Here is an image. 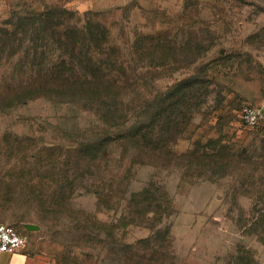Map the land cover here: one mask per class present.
<instances>
[{
  "label": "rangeland",
  "instance_id": "1",
  "mask_svg": "<svg viewBox=\"0 0 264 264\" xmlns=\"http://www.w3.org/2000/svg\"><path fill=\"white\" fill-rule=\"evenodd\" d=\"M47 7L106 27L98 58L130 80L131 122L152 97L162 111L187 77L208 95L175 127L171 158L135 151L122 131L108 136L107 95L0 108V222L58 264H264V124L241 116L264 108V0H0V24ZM25 68L3 60L0 87ZM208 152L215 162L196 157ZM153 185L166 215L128 216L131 194ZM140 240L146 257L128 262Z\"/></svg>",
  "mask_w": 264,
  "mask_h": 264
},
{
  "label": "trees",
  "instance_id": "2",
  "mask_svg": "<svg viewBox=\"0 0 264 264\" xmlns=\"http://www.w3.org/2000/svg\"><path fill=\"white\" fill-rule=\"evenodd\" d=\"M82 18L78 11L47 7L42 11H26L0 24V64L11 58L14 65L26 66L21 74L12 76L11 81L0 87V108L37 97L96 103L107 95L108 117L113 121L108 136L122 131L124 140L130 141L135 151L165 152L171 158L169 143L175 136V127L193 116V100L202 101L208 95V91L198 86L204 80L190 76L179 81L168 90L162 111L156 109V98L152 97L146 100L140 119L131 122L122 108L130 80L112 76L98 58L106 43V27L100 23L88 25ZM159 125H164L163 138L157 136ZM215 156L208 152L196 157L215 162ZM158 199L154 185L132 193L126 203V214L145 219L155 214L160 220L167 207ZM165 229L170 231L169 227ZM142 245L141 240L128 244L125 260L137 263L138 257H146L141 254ZM150 247L148 243L147 249ZM166 257L165 252L158 250L150 255L160 263Z\"/></svg>",
  "mask_w": 264,
  "mask_h": 264
},
{
  "label": "built area",
  "instance_id": "3",
  "mask_svg": "<svg viewBox=\"0 0 264 264\" xmlns=\"http://www.w3.org/2000/svg\"><path fill=\"white\" fill-rule=\"evenodd\" d=\"M241 116L248 125L264 124V108L245 106L241 111ZM26 243V237L14 226L0 222V254L19 251Z\"/></svg>",
  "mask_w": 264,
  "mask_h": 264
},
{
  "label": "crops",
  "instance_id": "4",
  "mask_svg": "<svg viewBox=\"0 0 264 264\" xmlns=\"http://www.w3.org/2000/svg\"><path fill=\"white\" fill-rule=\"evenodd\" d=\"M0 264H58L54 258L34 246L26 244L16 252L0 254Z\"/></svg>",
  "mask_w": 264,
  "mask_h": 264
}]
</instances>
